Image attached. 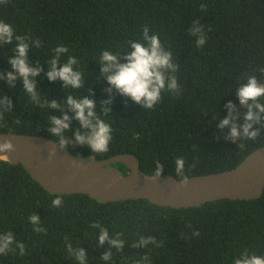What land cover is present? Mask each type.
Segmentation results:
<instances>
[{
    "label": "trees",
    "instance_id": "16d2710c",
    "mask_svg": "<svg viewBox=\"0 0 264 264\" xmlns=\"http://www.w3.org/2000/svg\"><path fill=\"white\" fill-rule=\"evenodd\" d=\"M0 20L10 23L17 35L32 38L29 61L44 69L36 77L42 98L63 103L66 95L85 96L90 89L98 112L105 101H111L112 112L106 118L113 129L109 150L92 153L86 145L68 147L77 155L102 159L133 153L143 171L153 174L159 160L163 175L174 176L175 161L183 157L185 173L192 176L233 168L264 144V121L256 125L259 134L250 141L233 142L230 129L218 127L228 115L230 101L240 112L238 123L244 122L237 90L247 75L264 80L259 70L264 67V0H9L0 5ZM197 20L207 36L202 48L189 34ZM145 25L173 53L181 86L179 95L162 93L150 110L115 89L109 93L111 86L98 63L104 50L119 52L121 62H126L123 52L132 40L142 39ZM58 45L69 49L61 63L68 56L78 59L84 87L66 89L62 82L46 78ZM14 54V44L0 47V73L11 70L8 60ZM4 93L14 110L5 113L0 131L51 137L47 117L62 116L59 110L35 105L22 80L15 87L0 80V96ZM79 127L73 120L65 136H73ZM114 165L129 171L124 163ZM57 194L34 180L23 165L0 160V233L12 231L26 246L23 256L18 249L0 255V264H78L66 251V236L74 248H84L88 264H106L103 255L109 246L98 245L100 230L91 228L97 221L110 236L123 233L124 249H112L108 264H134L144 256L150 264H233L245 249L264 255V192L259 198H223L190 207L164 206L143 198L102 202L85 193H64L62 206L56 208L52 200ZM33 213L46 232L33 231L28 219ZM196 231L199 237L193 235ZM141 236L155 237V243L132 247Z\"/></svg>",
    "mask_w": 264,
    "mask_h": 264
},
{
    "label": "clouds",
    "instance_id": "9594fccd",
    "mask_svg": "<svg viewBox=\"0 0 264 264\" xmlns=\"http://www.w3.org/2000/svg\"><path fill=\"white\" fill-rule=\"evenodd\" d=\"M8 3L9 0H0V5H7ZM201 9L206 11L207 5L201 6ZM189 34L196 38L197 47L202 48L206 44L207 36L204 25L198 20L193 21L189 28ZM31 39L28 35H17L10 23L0 20V47L14 44L15 53L8 60L11 70L6 75L0 73V80L6 79L11 87L16 86L17 80H22V88L35 105L49 110L57 109L62 113V116L47 117L50 125L48 131L54 145L58 144L62 149L86 145L92 153L107 152L113 139L112 126L106 119L112 112V109L108 107L111 101H105L104 106L98 112L97 101L93 98L94 93L90 89L85 96L66 95L63 103L56 99L42 98V93L37 90L36 77L40 76L44 69L29 61V41ZM130 44L131 47L123 52V59L126 62H121L119 52L114 53L111 50H104L99 56L100 71L106 76L111 86L107 91L111 93L112 89H115L121 95L130 97L132 101L141 104L145 110L154 109L164 92L179 95L181 86L176 75L179 71V65L174 62L173 53L165 49L159 35L153 34L151 29L145 25L142 30V39L132 40ZM36 45L41 46L39 39H36ZM53 51L56 58L48 62V70L45 72L46 78L52 82H62L66 89L84 87L85 76L76 67L78 59L75 56H68L67 60L61 63V57L69 52V49L64 45H58ZM259 70L264 74V67ZM245 79L246 82L239 84L237 90L239 102L244 107V122L238 123L240 112L230 101L226 105L229 110L228 115L218 125L221 130L230 129L228 135L233 142L255 139L259 134V128L256 125L264 121V80L258 79L254 74L247 75ZM13 110L12 100L4 93L3 96H0V122L4 121L5 113ZM73 120L78 121L80 127L75 130L73 136L66 137L65 132L71 129ZM243 147L244 144H241L240 148ZM12 151H15V147L10 140L0 143V153ZM55 155L56 147L53 146L50 149L49 159ZM5 158H9V156L7 154L0 155V159ZM154 165L153 175L146 178L152 182H157L163 177L164 165L159 160L155 161ZM175 172L179 186H186L189 178L185 173V159L183 157L176 159ZM62 204V195L57 194L52 200V207L59 208ZM28 219L33 225V231L46 232V229L41 226L40 217L35 213L31 214ZM188 227L190 228L192 225L189 224ZM91 228L100 230L97 244L109 246L103 255V260L108 264L113 259L112 249L119 252L124 249L125 241L121 238L123 233L110 236L108 228L99 221L91 224ZM193 235L199 237L200 232L196 231ZM65 243L67 244L66 251L78 264H88V255L83 247L74 248L68 242L67 236ZM151 243H155V237L145 238L141 236L132 247H146ZM17 249L21 256L26 254L25 244L18 243L12 231L0 233V255H7ZM134 264H150V258L148 256L141 257L135 260ZM233 264H264V255L245 249L235 257Z\"/></svg>",
    "mask_w": 264,
    "mask_h": 264
},
{
    "label": "water",
    "instance_id": "95a60500",
    "mask_svg": "<svg viewBox=\"0 0 264 264\" xmlns=\"http://www.w3.org/2000/svg\"><path fill=\"white\" fill-rule=\"evenodd\" d=\"M7 140L15 151L0 153L9 156L0 160L23 165L34 180L53 193H85L102 202L143 198L164 206L190 207L223 198H259L264 192V144L233 168L188 176V184L179 186L172 174H164L157 182L147 179L153 174L141 169L133 153L99 159L95 154L77 155L62 149L46 135L0 131V143ZM53 146L56 155L49 159ZM117 162L129 171H121L114 165Z\"/></svg>",
    "mask_w": 264,
    "mask_h": 264
}]
</instances>
